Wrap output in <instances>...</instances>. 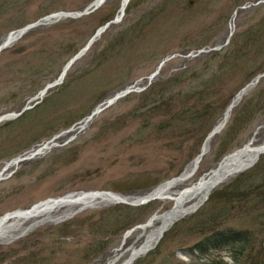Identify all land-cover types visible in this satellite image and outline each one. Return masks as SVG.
Masks as SVG:
<instances>
[{
  "label": "rangeland",
  "instance_id": "obj_1",
  "mask_svg": "<svg viewBox=\"0 0 264 264\" xmlns=\"http://www.w3.org/2000/svg\"><path fill=\"white\" fill-rule=\"evenodd\" d=\"M92 1L0 0V42L10 31L26 23L58 11H82ZM120 1L106 0L88 16L76 19L67 17L56 23L40 25L16 41L14 46L0 52V111L18 112L24 103L30 105L36 100H31V95L58 76L73 51L87 41L106 17L118 11ZM256 1L143 0L133 12L126 13L119 22L108 28L71 67V70L87 69L101 59L102 64H97L93 73L81 81L78 76H70L62 86L48 92L38 109L41 111L33 119L27 120L26 124L23 122L25 120H18L20 122L15 124L18 126L0 132L10 130L5 135L10 139L6 142L0 139V171L11 157L44 141L54 144L40 157L22 161L3 172L6 179L0 181V216L15 209L29 208L49 197L78 191L110 189L127 197L138 198L145 193L144 189L176 176L197 153L204 137L218 121L217 117H222L224 105L249 82L250 77L264 70V4L253 5L254 9L262 6L251 16L247 15V9L241 8L245 2L254 4ZM135 24L139 30L142 29L141 32L138 34L136 28V31H131V35L126 34L127 29ZM118 32H124L125 40L107 56L108 51L104 53L107 45H103ZM208 46L211 48L200 53L198 72L189 71L177 81H169L183 57ZM214 46L218 47L216 50L220 46L223 48L211 50ZM178 54L183 57L180 56L171 65L166 62L168 57ZM156 70L158 73L151 81L158 80L160 85L150 91L147 100L171 98L163 105V109L155 112L151 122L139 123L141 120H132L129 115L131 108L141 101L142 97L136 94L112 106L111 118L102 117L93 121L80 133L77 131V136L72 130L71 134L67 132L71 126L75 129L77 123L85 119L97 103L128 85L141 84ZM261 81L258 87H264V77ZM203 90L210 91L216 102L200 121L192 122L194 111H200L203 102L210 98L205 96L200 101L197 99V93ZM176 91L178 95H175ZM82 101L87 103L80 106ZM243 101L238 102L239 106ZM182 105L190 107V110L182 112ZM238 110H234L235 114H238ZM35 111L30 110L25 116H32ZM64 113L68 115L60 119ZM258 113L262 118L264 108ZM257 120L246 117L238 130L233 128L230 132L228 138L233 136L231 142L221 148L222 131H227L231 125L229 119L221 131L212 137L198 170L184 185L194 184L199 177L214 168L222 153L250 139L253 145L262 143L264 127L259 126L257 129ZM65 124L71 125L64 129ZM160 124L162 130L157 129ZM74 136V140H71ZM11 144L15 146L8 150ZM256 165H263L264 169V155H260ZM236 175L229 177L214 191L218 192L224 187L227 192L231 187L235 188L239 184ZM257 176L255 171L251 174L250 180L255 181L252 185L257 183ZM215 192L195 211L177 220L151 252L138 258L140 261L137 264H188L189 257H186L185 249L220 222L238 228H264V203L252 204L232 198L213 199ZM172 204L168 200H153L137 208L136 205L117 208L118 205L114 204L97 209L84 208V218H78L82 230L68 233L66 240L69 243L56 244L51 259L47 256L52 249L45 244L34 248L29 257L34 256L31 260L42 264H93L107 253L109 256L106 261L99 264H106L113 259L114 264H119L129 255L130 249L138 246L160 223L155 220L149 227H140L148 221L150 214L162 213ZM110 208V211H103ZM116 213L120 220L126 218L137 225L128 233H123L122 228L112 234L104 233L101 226L115 222ZM49 223L42 222L25 235L34 233L32 239L40 237L41 231ZM261 233H264V229ZM103 236L108 237V244L103 245L101 251L95 245L90 246L94 240L102 242ZM263 239L264 236L260 234L258 243L251 248L255 256L260 254ZM24 242L15 245V249L28 250V244ZM29 257H26V262H29ZM219 257L230 262L227 251L209 258L213 259L212 264H219Z\"/></svg>",
  "mask_w": 264,
  "mask_h": 264
},
{
  "label": "bare ground",
  "instance_id": "obj_2",
  "mask_svg": "<svg viewBox=\"0 0 264 264\" xmlns=\"http://www.w3.org/2000/svg\"><path fill=\"white\" fill-rule=\"evenodd\" d=\"M250 152H247V155H249ZM197 162V161H196ZM195 166V163L192 165V168ZM191 169L189 168L186 172H189ZM222 170V169H221ZM212 173H209L207 177L204 179H201L198 183L195 185L184 188L182 190L177 191L176 193H171L172 188L177 185L181 184L185 181L186 178L183 176L174 180L170 181L157 189H155L150 195L151 196H159L160 198L167 199L165 197H168L169 199H173L175 201V208H173L172 212L167 214L165 218H162V223L167 224L169 219L171 217L176 216L178 213H182L183 211L187 210L188 207H186L187 203L197 201L198 199L201 200L205 193L209 190L211 187V183L213 182V177H211ZM211 177V178H210ZM68 200L65 201H53V203L48 202L46 204L41 205L38 209L30 210V211H21L19 213H14L13 220L14 222L10 225L11 229H17L22 223L28 220H35L39 217H47L51 212H53L55 209L69 206L72 207L74 205H81L85 202L93 203L99 200L98 197L91 194L90 196H84L79 195L77 197H69L66 198ZM5 224H0V240L6 237L9 233V230L4 229ZM151 242L146 241L143 245V247H147Z\"/></svg>",
  "mask_w": 264,
  "mask_h": 264
},
{
  "label": "trees",
  "instance_id": "obj_3",
  "mask_svg": "<svg viewBox=\"0 0 264 264\" xmlns=\"http://www.w3.org/2000/svg\"><path fill=\"white\" fill-rule=\"evenodd\" d=\"M231 234H225L223 232H214L207 239L210 243L209 247L217 248L223 246V244H228L232 240Z\"/></svg>",
  "mask_w": 264,
  "mask_h": 264
}]
</instances>
